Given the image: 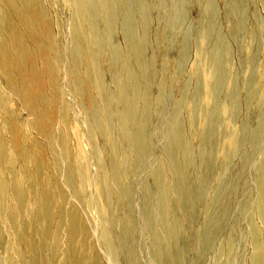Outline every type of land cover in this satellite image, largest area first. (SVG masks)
<instances>
[{"label":"rangeland","instance_id":"374dc122","mask_svg":"<svg viewBox=\"0 0 264 264\" xmlns=\"http://www.w3.org/2000/svg\"><path fill=\"white\" fill-rule=\"evenodd\" d=\"M5 44L0 264H264V0H0Z\"/></svg>","mask_w":264,"mask_h":264},{"label":"bare ground","instance_id":"6f19581e","mask_svg":"<svg viewBox=\"0 0 264 264\" xmlns=\"http://www.w3.org/2000/svg\"><path fill=\"white\" fill-rule=\"evenodd\" d=\"M31 12H33V10L32 9H28L27 10V14H30ZM33 19V18H32ZM33 28V27H32ZM41 31H43V29H42V26L40 25V23H38V30L37 31H35V34H37L38 36V44L40 43V41H41V39H42V34H40L39 32H41ZM30 38V37H29ZM32 42V44L33 45H35V43H36V41H34V40H31ZM15 42H16V40H14V44H15ZM14 44H12V45H6L5 44V48L3 49V51L4 52H2L1 53V56L0 57H2L3 58V60L4 59H8L9 57H11L12 55H13V51L15 50V45ZM23 47L24 46H20L19 47V50H22L23 49ZM14 56V55H13ZM24 57L25 56H18L17 58H18V60L21 62V64H19V67H20V65H21V67L23 68L24 67V69H27L28 68V65H27V62H26V60L24 59ZM39 58V60L41 61V59H40V57H38ZM12 59H14V57L12 58ZM30 59H33V60H37V57H31ZM23 63H24V65H23ZM11 64H12V62H11ZM29 64V63H28ZM12 66V65H11ZM10 67V66H9ZM13 67V66H12ZM18 67V68H19ZM27 107V106H26ZM34 110V109H33Z\"/></svg>","mask_w":264,"mask_h":264}]
</instances>
